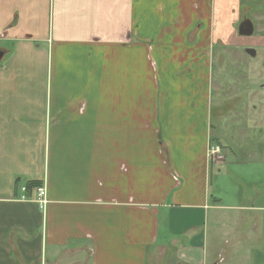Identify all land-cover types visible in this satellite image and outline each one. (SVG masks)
<instances>
[{
	"label": "crops",
	"instance_id": "0c3cea01",
	"mask_svg": "<svg viewBox=\"0 0 264 264\" xmlns=\"http://www.w3.org/2000/svg\"><path fill=\"white\" fill-rule=\"evenodd\" d=\"M262 16L264 0H0V264H158L175 251L178 264H221V220L248 224L239 238L256 249L238 263L264 264V170L223 203L212 184L231 151L211 115L214 47L256 56ZM30 182L45 184L44 210L37 187L22 199Z\"/></svg>",
	"mask_w": 264,
	"mask_h": 264
},
{
	"label": "rangeland",
	"instance_id": "374dc122",
	"mask_svg": "<svg viewBox=\"0 0 264 264\" xmlns=\"http://www.w3.org/2000/svg\"><path fill=\"white\" fill-rule=\"evenodd\" d=\"M253 17L257 22V18ZM260 20L264 21V16ZM257 27L259 33L264 32L261 29L264 26ZM255 40L263 43L264 36L255 37ZM213 50L211 115L214 133L215 136L222 137L223 143L231 151V156L222 168L223 174L214 177L212 187L224 190L227 188L228 195H217L223 203H230L238 199L236 194L240 189L242 193L238 194H249L248 179L253 180L259 176L255 174L259 168L264 170V160L258 156L261 152L264 154V133L257 131L259 125L264 128V118H254L259 113L245 108L251 103L261 104L264 115V46L258 48V54L254 57L247 54L244 47L232 44L225 47L216 45ZM222 113L226 114L220 118ZM246 225L248 224L235 223L229 230L224 228L222 220L219 226L216 224L221 229L214 246L213 260L220 261L218 252L223 258L221 264H239V261L242 263L246 260V250L256 249L253 241L239 238L238 232ZM175 254V257L170 254L164 260L158 259V264H178L179 253L175 251ZM149 260L150 263L154 260L153 251H150Z\"/></svg>",
	"mask_w": 264,
	"mask_h": 264
},
{
	"label": "built area",
	"instance_id": "2783aa9c",
	"mask_svg": "<svg viewBox=\"0 0 264 264\" xmlns=\"http://www.w3.org/2000/svg\"><path fill=\"white\" fill-rule=\"evenodd\" d=\"M219 153H220V147L219 146L210 145L209 150H208V154L210 155V157H214V156L218 155ZM22 192H23V195H22L23 200H31L32 199V198L27 197L25 194L27 192V186L24 185L22 187ZM36 192H37L36 197L33 198V200L38 202L40 208L42 210H44L46 207V204L48 202V200H47V189H46L45 184L39 185L36 188Z\"/></svg>",
	"mask_w": 264,
	"mask_h": 264
},
{
	"label": "water",
	"instance_id": "95a60500",
	"mask_svg": "<svg viewBox=\"0 0 264 264\" xmlns=\"http://www.w3.org/2000/svg\"><path fill=\"white\" fill-rule=\"evenodd\" d=\"M239 32L241 35H252L254 33V25L250 19L244 20L239 27ZM254 54V52H252ZM4 56V52L0 50V59Z\"/></svg>",
	"mask_w": 264,
	"mask_h": 264
},
{
	"label": "trees",
	"instance_id": "16d2710c",
	"mask_svg": "<svg viewBox=\"0 0 264 264\" xmlns=\"http://www.w3.org/2000/svg\"><path fill=\"white\" fill-rule=\"evenodd\" d=\"M39 185H41L40 183H38V182H30V183H28L26 186H27V193H31V191L34 189V188H36V187H38Z\"/></svg>",
	"mask_w": 264,
	"mask_h": 264
}]
</instances>
